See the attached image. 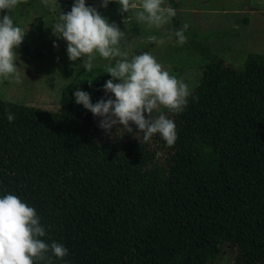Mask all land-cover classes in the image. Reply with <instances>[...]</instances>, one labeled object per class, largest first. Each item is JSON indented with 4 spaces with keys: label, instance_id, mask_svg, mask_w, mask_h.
<instances>
[{
    "label": "trees",
    "instance_id": "16d2710c",
    "mask_svg": "<svg viewBox=\"0 0 264 264\" xmlns=\"http://www.w3.org/2000/svg\"><path fill=\"white\" fill-rule=\"evenodd\" d=\"M105 80L66 83L55 109L0 98V194L68 248L52 264H264V54L206 61L184 110H163L172 146L131 122L106 132L74 102L76 88L112 95Z\"/></svg>",
    "mask_w": 264,
    "mask_h": 264
},
{
    "label": "clouds",
    "instance_id": "9594fccd",
    "mask_svg": "<svg viewBox=\"0 0 264 264\" xmlns=\"http://www.w3.org/2000/svg\"><path fill=\"white\" fill-rule=\"evenodd\" d=\"M116 2L121 12L135 10L137 21L157 29L170 23L176 15V10L166 0ZM260 2L264 3V0ZM18 3L19 0H0V10L10 13ZM108 3L109 0H100L101 7ZM187 27L184 24L175 31L178 43L185 41ZM51 28L55 36L66 41L67 58L70 61L81 58L84 71H92L96 54L110 62L105 71L110 78L105 80L102 88L112 95L93 103L90 93L85 90L76 88L72 94L75 103L101 118L98 121L100 128L108 132L114 125H119L115 132L118 128L132 132L131 122L142 133L145 142L158 134L167 146L175 143V122L162 109L182 112L191 94L188 83L171 74L149 51L129 58V53L119 47L125 39L124 31L115 23H109L95 7L86 5L85 0H73L70 10L60 11ZM24 33L10 14L0 15V77L20 81V67L14 63L18 59L14 47L21 43ZM154 42L163 43V38H154ZM5 118L12 122L14 114L6 112ZM45 235L40 217L31 205L11 192L0 194V264H52L53 257L61 260L68 254V248L62 243L42 239Z\"/></svg>",
    "mask_w": 264,
    "mask_h": 264
},
{
    "label": "rangeland",
    "instance_id": "374dc122",
    "mask_svg": "<svg viewBox=\"0 0 264 264\" xmlns=\"http://www.w3.org/2000/svg\"><path fill=\"white\" fill-rule=\"evenodd\" d=\"M175 17L170 23L157 29L134 16L135 10L121 12L116 0H109L101 7L100 0H85L115 23L125 33L119 45L133 54L149 51L161 65L189 84L191 90L200 77L201 68L211 58L240 66L249 53L264 54V3L260 0H179ZM138 2V0H137ZM73 0H19L11 10H0V15L10 14L14 23L25 30L24 37L14 47L18 59L20 81L0 77V98L55 109L63 86L74 79L110 74L106 67L110 62L96 54L91 72L84 71L81 58L70 61L66 54V41L52 32L51 25L61 12H67ZM166 3L168 1L166 0ZM178 21L175 27L174 21ZM184 30L185 41L178 43L175 31ZM154 38H163L155 43ZM55 41V46L53 45ZM165 109H162V111ZM220 257L217 264H230Z\"/></svg>",
    "mask_w": 264,
    "mask_h": 264
}]
</instances>
